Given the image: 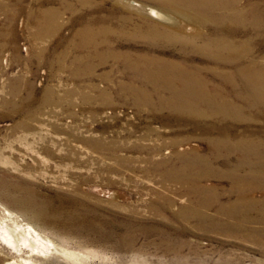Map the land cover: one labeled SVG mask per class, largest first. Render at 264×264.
I'll return each instance as SVG.
<instances>
[{
  "label": "rangeland",
  "instance_id": "374dc122",
  "mask_svg": "<svg viewBox=\"0 0 264 264\" xmlns=\"http://www.w3.org/2000/svg\"><path fill=\"white\" fill-rule=\"evenodd\" d=\"M104 4L131 22H153L126 3L124 8L123 0L114 8L111 0ZM49 6L62 12L55 18L58 26L45 23L42 34L38 27L43 21L35 23L32 14ZM87 9L63 11L58 0L48 5L43 0H0V217L12 225L5 211L10 209L18 224H33L49 235L74 254L64 264H264L262 230L234 229V220L218 216L213 201L203 208L205 218L192 213L196 196L164 180L174 179L163 173L176 170L177 157H208L209 143L178 136L171 130L178 125L151 119L146 109L117 94L130 79L119 71L123 52L149 54L143 42L132 38L115 46L117 60L107 52L100 63L75 35ZM263 33L259 29L253 53L261 61ZM163 48L158 55L177 56L173 47ZM101 90L106 99L96 97ZM244 114L235 122L239 133L253 131L248 139L264 141V118L247 109ZM207 120L211 129V118ZM94 140L104 147L93 145ZM189 143L190 149L177 148ZM234 153L240 159L247 156L240 149ZM198 182L220 195L222 204L237 197L227 179L204 176ZM250 195L264 199V189ZM216 219L225 226L219 228ZM33 253L36 262L52 264L48 256ZM29 255V248L19 253L0 240V264H23Z\"/></svg>",
  "mask_w": 264,
  "mask_h": 264
},
{
  "label": "bare ground",
  "instance_id": "6f19581e",
  "mask_svg": "<svg viewBox=\"0 0 264 264\" xmlns=\"http://www.w3.org/2000/svg\"><path fill=\"white\" fill-rule=\"evenodd\" d=\"M52 1L43 3L48 5ZM151 1L158 4L149 6L139 0H123L122 6L127 5V9L153 22H131L128 17L116 15L115 10H106L105 0H58V4L63 11H73L74 6L90 8L75 35L100 63L105 62L107 52L117 60L114 48H120L127 40L143 42L141 47L149 55L141 56L138 50L121 55L120 74L130 79L119 85L117 94L131 100L138 109H146L151 119L163 120L164 125L171 126L170 122L178 125L171 128L178 136L201 138L209 143L208 157L195 154L177 157L180 164L176 170L163 173L174 177L164 180L178 183L196 196V205L190 211L205 218L203 211L213 201L216 214L233 219L234 229L254 234L258 230L264 232V199L254 200L250 195L255 189H264V156L260 155L264 153V141L248 139L253 131L241 134L235 127V122L246 116L244 109L264 118V61L253 54L259 29L264 28V0ZM118 2L111 0L112 8ZM60 12V8L49 6L32 17L35 23L43 21V25L58 26L55 18ZM38 28L45 34L46 25ZM163 46L173 47L177 56L172 59L158 55ZM192 57L196 62H192ZM89 68L87 63L86 69ZM96 97L106 99L107 94L101 90ZM208 117L211 129L206 127ZM187 129L193 132L181 134ZM93 145L103 146L98 140ZM190 147L189 143L177 148L184 151ZM239 149L247 156L240 159L234 153ZM204 176L231 181L237 197L222 204L220 195L199 186L198 180ZM5 211L13 224L0 217V240L19 253L22 247L30 249L31 255L23 258V264H41L32 259L33 251L51 258L52 264H64L74 256L35 225L18 224L12 211ZM213 221L219 223V228L225 226L219 219ZM255 223L260 226H254Z\"/></svg>",
  "mask_w": 264,
  "mask_h": 264
}]
</instances>
